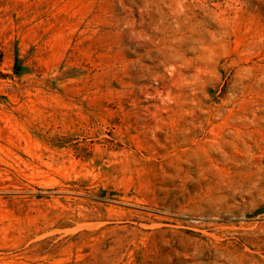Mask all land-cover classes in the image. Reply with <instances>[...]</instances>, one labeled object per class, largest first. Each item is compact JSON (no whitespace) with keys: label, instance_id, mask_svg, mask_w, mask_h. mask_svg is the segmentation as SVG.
<instances>
[{"label":"rangeland","instance_id":"rangeland-1","mask_svg":"<svg viewBox=\"0 0 264 264\" xmlns=\"http://www.w3.org/2000/svg\"><path fill=\"white\" fill-rule=\"evenodd\" d=\"M0 264H264V0H0Z\"/></svg>","mask_w":264,"mask_h":264},{"label":"built area","instance_id":"built-area-1","mask_svg":"<svg viewBox=\"0 0 264 264\" xmlns=\"http://www.w3.org/2000/svg\"><path fill=\"white\" fill-rule=\"evenodd\" d=\"M4 65V56L2 51L0 50V67Z\"/></svg>","mask_w":264,"mask_h":264}]
</instances>
